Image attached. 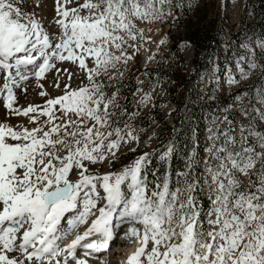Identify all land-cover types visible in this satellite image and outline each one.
<instances>
[{"label": "snow or ice", "instance_id": "obj_1", "mask_svg": "<svg viewBox=\"0 0 264 264\" xmlns=\"http://www.w3.org/2000/svg\"><path fill=\"white\" fill-rule=\"evenodd\" d=\"M54 2L58 32L50 34L35 11L40 0H32V12L24 10L26 0H0V104L8 115L35 125L0 122V264H61V256L67 264L78 246L92 253L107 249L123 224L142 225V231L128 230L139 246L126 264H264V80L257 90L262 108H254L257 115L241 126L240 139L232 129L214 134L224 139L206 149L203 185L194 156L173 183L171 142L158 154L163 174L149 168L155 154L149 152L119 172L96 174L90 165L112 163L122 147L139 139L127 120L121 126L129 113L117 99L119 87L109 93L115 77L108 72L132 59L128 48L139 50L131 43L143 35L136 21L163 13L157 0ZM159 3L171 7V0ZM58 63L75 65L78 72ZM53 70V87L62 94L43 106H18L16 91L26 94L31 79L41 81ZM79 73L82 86L73 87ZM39 95L48 97L43 90ZM151 99L145 93L137 107H147ZM239 175L249 176L247 186ZM205 187L211 189L206 213L197 201ZM71 212L76 213L68 220L71 229L96 218L61 248L57 241L68 233L59 226Z\"/></svg>", "mask_w": 264, "mask_h": 264}, {"label": "rangeland", "instance_id": "obj_2", "mask_svg": "<svg viewBox=\"0 0 264 264\" xmlns=\"http://www.w3.org/2000/svg\"><path fill=\"white\" fill-rule=\"evenodd\" d=\"M243 1L244 0H171L170 7L168 3L161 5L159 0H157L156 7L161 9L163 14L160 15L159 18H149L136 21V28L137 30L143 29V35H138L137 40L132 41L131 43L138 46L139 50L136 51L135 48H128L127 52L129 55H132V59L128 60L126 64H118L115 69H110L108 72V76L115 77L114 80L117 81L134 78L135 86H137V89H141V91L135 92L130 105H127V101L125 102L124 99L125 95L130 97V93L127 92L128 87L124 85V91L117 94L119 103L123 105L129 113V115L121 117V126H123V121L127 120L129 125L134 129L133 134L139 137L140 129L135 126L139 119L143 118L142 121H140L143 122L146 118H150L154 115L158 116L159 114V116H165L167 125H171L172 112L174 109L173 104L170 101L160 100L164 94L163 83L157 81L154 84H150L151 77L148 70L154 69L158 60H162L163 55L168 54L169 57L167 60L175 58L173 61L174 70L183 76L190 77L192 74L191 59L193 46L187 38L182 35V32H184V29L186 28V22L195 23L198 19H202L205 22L214 21L215 26L222 27L221 34L224 43L220 46L221 57H219V61L222 62L223 67L222 69L220 68L216 70V66L213 65L211 72L208 75L209 80L213 83L214 92L216 94L223 91L228 92L235 88H243L244 90L233 96L230 104L220 111V114H218L215 121L205 130V136L203 139L205 148L202 153L203 173L205 168L204 161L210 158V154L206 149L213 144L214 141L216 143H222L224 139V137L221 136L219 140H216L214 134L227 132L232 129L234 131H232L231 134L239 140L241 126L249 125L252 118L257 115L254 108H262L259 103L261 97L258 95L257 90L261 88V82L264 80V46H262L264 35L262 37L253 30L243 32V34L239 36L241 43L237 47L234 46V43L229 42L228 40L229 32H237L240 30ZM84 2L85 0H79V3L81 4ZM40 3L41 6H45V10L40 7L39 9H35V11L38 13V17L43 18V27L50 34L58 32L54 23V17L56 16V5L54 0H40ZM177 4L180 6L176 7ZM31 5L32 0H26L24 10L32 12L34 9ZM75 6L76 5H72V7ZM169 11L171 12L170 15ZM81 14L83 15L84 13ZM161 41H164V43H161ZM228 43L230 45H228ZM228 47H230V50ZM176 49L182 56L181 61L176 58ZM88 63L89 66H92L90 60ZM250 63L255 66L249 67ZM242 68L244 73L247 74L246 76L242 74ZM51 73L52 71L46 75L45 79L38 81L40 82L39 84H43V89L37 86L38 90H46L48 97H40L37 91L39 97L36 99L37 102L35 101V105L43 106L46 99L62 94L60 89L53 87L52 81L51 83L49 82ZM119 73H123V75L120 76ZM104 80L107 81V76L104 77ZM209 80L200 79L198 82V86L203 93L206 92ZM74 83L75 82L71 83L73 87L82 86V83H79V85L77 82ZM84 83H86V81H84ZM145 93H151L152 99L149 101L147 107H137L138 102ZM17 94H19L17 104L20 106V93L16 92V95ZM155 98H158L159 100L157 106H155ZM0 110H2L0 114V122L12 125L23 124L27 127L35 126L29 124L26 117L8 115L6 109L4 107L2 108V104H0ZM153 110H155L154 113H152ZM262 110H264V108H262ZM133 113L134 115H130ZM157 125L158 121L155 120L150 128L153 129ZM260 128L264 129V124H261ZM219 129L221 130L220 132L218 131ZM142 132L143 129L141 130V133ZM156 144V137L151 136L145 143L142 152L137 151L138 141L125 145L117 152V157L112 163L105 161L101 164L90 165V169L96 174L119 172L125 166L131 164L140 155L152 150ZM129 148H135V151H129ZM259 168L260 164L257 163L256 168L252 169V172H257ZM205 175L206 174L204 173V176ZM71 178L75 180L76 177L74 176ZM239 179L245 186L249 184V176L239 175ZM251 179L255 180L256 176L252 175ZM205 189L211 191L210 188L205 187ZM95 218V216H90L87 225ZM84 227L77 228L72 235L77 236L79 233L77 231ZM61 232L65 233L64 230ZM13 255L17 254L14 253ZM115 258L113 260L117 261ZM58 259H60L61 264H63V256ZM76 259H83L88 263L91 262V264H95L93 258L85 259L83 258V255L79 254H77L75 258L68 257L67 264H76Z\"/></svg>", "mask_w": 264, "mask_h": 264}, {"label": "trees", "instance_id": "obj_3", "mask_svg": "<svg viewBox=\"0 0 264 264\" xmlns=\"http://www.w3.org/2000/svg\"><path fill=\"white\" fill-rule=\"evenodd\" d=\"M221 29V26L214 25V21L205 22L198 19L195 23L186 22V28L182 35L193 46L192 74L190 77L183 76L174 70L173 61L175 58L167 60L168 54L163 55L162 60H158L154 69L148 70L151 77L150 84L157 81L163 83L164 94L160 100L170 101L174 109L171 125H167L165 116H159V114L146 118L143 122H140L143 118L138 120L135 124L136 128L140 129L137 151H143L149 137H156L157 144L149 151V153H155L151 156L152 163L149 168L153 170L160 168L158 174H163L164 169L160 165L158 154L162 153L170 142L174 143L175 152L169 169L172 173L173 183L178 179L176 173L187 171L185 168L187 158L194 156L199 161L195 167V174L200 178L201 185H203L202 153L205 148L203 143L205 130L215 121L220 111L230 104L233 96L244 90L243 88H235L228 92L223 91L216 94L214 85L209 80L208 75L213 65L216 66V70L223 67L222 62L219 61V57H221L220 46L224 43ZM250 30L262 37L264 35V0L243 1L240 30L229 32V42L234 43L235 47L239 46L241 43L239 36ZM228 45L230 44L228 43ZM228 49L230 50V47ZM175 53L176 58L181 61L180 52L176 49ZM200 79L209 80L205 93L198 86ZM124 85L128 87L127 92L130 93V97L125 95L124 99L125 102L127 101V105H130L132 98H134L133 94L137 90L134 78L121 81L114 80L113 87H110L108 91L111 93L115 91L116 87H119V92H123ZM158 101V98H155V106L158 105ZM154 112L155 110L152 113ZM155 120L158 121V125L151 129L150 126ZM142 129L143 132L141 133ZM149 179H153L151 174ZM209 192L204 188L203 191L198 190L197 193V201L205 213L211 208L208 200Z\"/></svg>", "mask_w": 264, "mask_h": 264}, {"label": "bare ground", "instance_id": "obj_4", "mask_svg": "<svg viewBox=\"0 0 264 264\" xmlns=\"http://www.w3.org/2000/svg\"><path fill=\"white\" fill-rule=\"evenodd\" d=\"M44 10H45V6L44 5H42L41 6ZM44 13V12H43ZM57 67L58 68H65V67H67V68H69L70 70H72V71H77L78 72V69H76V67H75V65H71V64H57ZM57 75V73H56V71L55 70H53L52 71V73H51V75H50V80H49V82L51 83V81H52V84H53V78L55 77ZM82 80H83V74L82 73H79L76 77H74L73 79H72V81L70 82V83H73V82H77L78 83V85H79V83H82ZM60 82H61V87H63V84H64V77H61L60 78ZM39 83L40 82H38L37 80H35V79H31L30 80V82H28V84H27V88H28V91H27V93L25 94H23L21 91H19V90H17L16 92L17 93H20V97H21V100H20V107H23V108H26V107H28L29 106V104H33V105H35V101H36V99H38V97L40 96H38V94H39V92L41 91V90H38V88H37V86L39 85ZM74 83V84H75ZM47 84V83H46ZM39 87V86H38ZM57 89V88H56ZM37 91H38V94H37ZM44 91V90H43ZM46 91V90H45ZM24 95V96H23ZM17 96V98H18V96H19V94H17L16 95ZM41 97V96H40ZM37 102V101H36ZM19 105V104H18ZM2 108H3V106H2ZM1 111L2 110H0V114H1ZM74 177V176H73ZM76 179V178H75ZM67 215H71V218H74V216L76 215V213L75 212H71V213H66L65 214V216H67ZM90 218V217H89ZM62 223L63 222H61V225H62ZM85 226V224H82V225H80L79 227H77V228H80V227H84ZM77 228H75V229H72V232H71V235L66 239V241L64 242V247L66 248L67 247V245L68 244H70L71 243V241L73 240V239H75V235L73 236L72 234H73V232H75L76 231V229ZM128 229V228H127ZM117 246V245H116ZM120 246V245H119ZM121 250L117 253V255H115L114 257H116L115 259H117V261H118V263H121V264H126V262H127V259H128V257L131 255V254H133L135 251H136V249H137V246H136V244H134V245H132V244H128V243H126V241H124L122 244H121ZM78 248V247H77ZM76 248V249H77ZM115 248H117V247H115ZM128 248V249H127ZM76 255V254H75ZM111 255V254H110ZM120 256V257H119ZM90 258H96V256H94V257H90ZM87 264H91V263H88L87 262Z\"/></svg>", "mask_w": 264, "mask_h": 264}]
</instances>
